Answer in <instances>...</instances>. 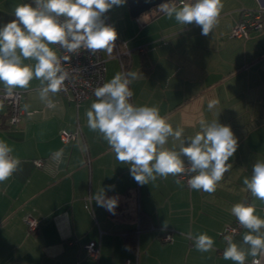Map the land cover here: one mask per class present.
Wrapping results in <instances>:
<instances>
[{
  "label": "crops",
  "instance_id": "1",
  "mask_svg": "<svg viewBox=\"0 0 264 264\" xmlns=\"http://www.w3.org/2000/svg\"><path fill=\"white\" fill-rule=\"evenodd\" d=\"M27 2L0 0V26L15 18L16 5ZM222 3L208 36L195 23L167 19L158 7L134 18L126 2L105 14L121 49L120 57L113 47L106 59L105 82L117 72L135 71L138 78L129 85L133 104L158 106L185 136L199 130L201 119H218L238 138L228 161L233 168L216 191L192 190L182 181L177 185L172 176L139 185L99 133L88 128L85 113L95 97L76 103L71 94L57 93L50 95L55 107H48L34 79L27 89H15L23 94L18 124L0 128V139L21 160L19 170L0 183V264H234L223 258V232L236 219L231 207L247 199L264 219V202L243 184L253 164L264 160V27L246 37L232 36V30L244 11L264 16V0ZM212 99L219 104L210 111ZM78 129L76 138L60 139L61 133ZM173 144L178 141L169 138L166 147ZM60 149L57 162L51 157ZM100 188L118 198L115 214L91 199ZM28 217L39 223L35 233L28 231ZM246 231L240 226L233 241L242 243ZM189 232L212 237L213 250L197 251ZM165 233L169 242L161 239ZM89 245L98 250L97 257L90 256ZM254 259L264 264V253L248 257L246 264Z\"/></svg>",
  "mask_w": 264,
  "mask_h": 264
},
{
  "label": "clouds",
  "instance_id": "2",
  "mask_svg": "<svg viewBox=\"0 0 264 264\" xmlns=\"http://www.w3.org/2000/svg\"><path fill=\"white\" fill-rule=\"evenodd\" d=\"M127 0H30L14 7V19L0 26V84L11 95L15 89H27L39 81V98L48 107H55L50 95L59 93L68 78L63 62L69 55L59 56L57 50L79 55L113 51L117 31L106 23L105 14ZM164 16L180 25H195L208 36L218 24L222 0H164L158 6ZM138 78L135 71L117 72L109 81L94 89L95 100L86 110L87 126L107 142L115 159L129 167L130 175L139 185L149 184L158 177L174 178L181 185L188 175L187 186L192 190L214 193L217 184L233 165L228 163L238 149V138L229 125L218 119L199 121V130L191 136L184 129H175L158 106H137L131 102L129 85ZM219 101L209 100L211 111ZM27 105L25 108L27 109ZM169 138L178 141L166 147ZM14 148L0 139V183L7 181L21 165L13 155ZM63 149L52 153L59 162ZM243 184L251 196L264 202V160H257L250 177ZM111 187V186H109ZM91 199L111 214L118 206L117 197H108L100 188ZM231 214L246 229L242 243L231 235L223 237L226 247L223 258L234 264H246L248 257L264 253V219L256 214L254 204L236 203ZM200 252L213 250L215 241L206 233H188ZM253 264L259 261L253 260Z\"/></svg>",
  "mask_w": 264,
  "mask_h": 264
},
{
  "label": "built area",
  "instance_id": "3",
  "mask_svg": "<svg viewBox=\"0 0 264 264\" xmlns=\"http://www.w3.org/2000/svg\"><path fill=\"white\" fill-rule=\"evenodd\" d=\"M264 27V16L260 11H244L241 15V19L236 23L232 30V36L246 37L251 31H258ZM114 48L117 55L120 57V53L117 51V45L115 43ZM142 52V49H140ZM59 56L69 55L70 59L67 62H63V67L68 73V78L64 82L63 89L59 93H69L76 103H79L85 99L94 97V89L102 86L105 82L106 76V59L108 60L111 55H102V52L91 54L86 50H81L79 55H72L64 53L62 50H57ZM120 65L123 68L124 63L119 58ZM22 103L23 94L20 91L14 90L11 95H8L5 90H0V108L6 109V119L4 120L0 116V128L7 126H16L22 115ZM79 133V129L74 133H61L60 139L63 142H67L76 138ZM90 161L88 160L87 163ZM37 167H40L42 162L35 161ZM187 186L188 175L178 177ZM245 204H249L246 199ZM26 224L30 233H35L38 229L39 223L36 219L28 217L26 218ZM240 225L235 219L234 222L228 225L223 232L225 235L234 236L238 233ZM162 241L169 242L171 236L168 233L162 235ZM91 257H97L98 250L89 245L86 247ZM258 261V259H255ZM253 264V261H252Z\"/></svg>",
  "mask_w": 264,
  "mask_h": 264
},
{
  "label": "water",
  "instance_id": "4",
  "mask_svg": "<svg viewBox=\"0 0 264 264\" xmlns=\"http://www.w3.org/2000/svg\"><path fill=\"white\" fill-rule=\"evenodd\" d=\"M162 2L164 0H127L129 13L134 18L157 7Z\"/></svg>",
  "mask_w": 264,
  "mask_h": 264
},
{
  "label": "trees",
  "instance_id": "5",
  "mask_svg": "<svg viewBox=\"0 0 264 264\" xmlns=\"http://www.w3.org/2000/svg\"><path fill=\"white\" fill-rule=\"evenodd\" d=\"M115 43H116V45H117V51L119 52V53H121V49H120V45H119V43H117L116 41H115ZM124 63V62H123ZM1 110H0V116H2V118L5 120L6 119V113H7V111H6V109H4V108H0ZM245 203V202H244Z\"/></svg>",
  "mask_w": 264,
  "mask_h": 264
}]
</instances>
